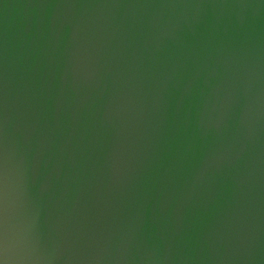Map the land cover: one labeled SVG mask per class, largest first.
<instances>
[{"label":"water","instance_id":"95a60500","mask_svg":"<svg viewBox=\"0 0 264 264\" xmlns=\"http://www.w3.org/2000/svg\"><path fill=\"white\" fill-rule=\"evenodd\" d=\"M0 264H264V0H0Z\"/></svg>","mask_w":264,"mask_h":264}]
</instances>
